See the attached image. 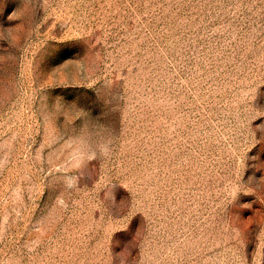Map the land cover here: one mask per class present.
Instances as JSON below:
<instances>
[{"label": "rangeland", "instance_id": "rangeland-1", "mask_svg": "<svg viewBox=\"0 0 264 264\" xmlns=\"http://www.w3.org/2000/svg\"><path fill=\"white\" fill-rule=\"evenodd\" d=\"M0 264H264V0H0Z\"/></svg>", "mask_w": 264, "mask_h": 264}]
</instances>
